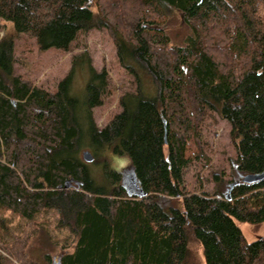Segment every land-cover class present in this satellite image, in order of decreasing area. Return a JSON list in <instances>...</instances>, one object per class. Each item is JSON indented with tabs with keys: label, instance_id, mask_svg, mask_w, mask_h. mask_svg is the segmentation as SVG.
<instances>
[{
	"label": "trees",
	"instance_id": "obj_1",
	"mask_svg": "<svg viewBox=\"0 0 264 264\" xmlns=\"http://www.w3.org/2000/svg\"><path fill=\"white\" fill-rule=\"evenodd\" d=\"M171 10L192 31L184 46L158 28ZM0 19L40 50L63 53L80 32L104 28L136 83L98 129L91 110L106 89L104 72L80 57L91 75L88 136L70 77L48 92L14 76L13 38H1L0 209L30 222L55 211L58 227L74 235L60 264H195L190 240L205 264H264V237L247 243L235 223H264V179L238 184L226 200L223 191L187 190L182 178L206 157L202 127L212 113L230 124L235 174L264 172V0H0ZM87 137L94 164L126 155L147 196L128 198L108 159L111 189L96 187L79 158ZM69 179L79 185L57 189ZM25 241L2 251L27 264Z\"/></svg>",
	"mask_w": 264,
	"mask_h": 264
},
{
	"label": "rangeland",
	"instance_id": "obj_2",
	"mask_svg": "<svg viewBox=\"0 0 264 264\" xmlns=\"http://www.w3.org/2000/svg\"><path fill=\"white\" fill-rule=\"evenodd\" d=\"M158 28L168 36L172 46L186 45V39L192 35L181 14L172 10L167 12ZM5 36L13 38L14 76L30 80L36 87L48 92H55L59 84L70 77L69 93L76 100V116L85 135L89 136L86 86L91 81V75L87 73V64H83L81 56H84L95 72H104L106 89L99 98L100 105L91 110L92 119L98 129H103L112 117L122 111L118 104L119 98L125 93L135 91L134 77L120 65L116 47L104 28L80 32L66 53L56 49L40 50L35 39L16 34L10 22L0 19V39ZM202 128V136L208 145L206 157L193 160L183 170L184 187L190 191L198 190L208 194H214L218 190L226 195L230 185L239 180L233 168L236 151L230 138V124L212 113L206 118ZM88 144L87 137L79 152L80 159L82 152L91 151ZM107 159L108 167L115 173L119 167L125 169L129 166L125 155L116 156L110 153L104 155L101 164L86 163L94 185L104 190L111 189L104 173V162ZM58 221L55 211L42 212L30 222L10 211L0 209V255L6 258L2 264H24L2 251V248L16 250L24 239L26 241L23 253L27 264H52L53 261L56 262L58 254L71 251L74 235L68 228H59ZM235 223L247 243L264 237V223ZM189 249L195 264H205L198 244L190 240Z\"/></svg>",
	"mask_w": 264,
	"mask_h": 264
},
{
	"label": "water",
	"instance_id": "obj_3",
	"mask_svg": "<svg viewBox=\"0 0 264 264\" xmlns=\"http://www.w3.org/2000/svg\"><path fill=\"white\" fill-rule=\"evenodd\" d=\"M164 128L166 127V122L163 121ZM166 143V141H165ZM81 158L85 163L93 162V155L89 151H84L81 154ZM126 160H128L129 166L125 169L119 167L117 174L121 175L119 178V186L125 191L128 198L137 197L143 198L147 196V194L140 187L139 181L136 176L135 167L133 166L131 160L125 155ZM264 179V172L258 174H247L240 175L239 180L230 185L229 190L225 195L226 200L231 199V191L232 189L240 183L243 184H254ZM73 185L78 186L79 182L74 181L73 179H69L64 182L63 185H59L57 189H70ZM137 189V190H136ZM57 264H60V259L58 258Z\"/></svg>",
	"mask_w": 264,
	"mask_h": 264
},
{
	"label": "flooded vegetation",
	"instance_id": "obj_4",
	"mask_svg": "<svg viewBox=\"0 0 264 264\" xmlns=\"http://www.w3.org/2000/svg\"><path fill=\"white\" fill-rule=\"evenodd\" d=\"M58 256H56V262L55 261H53V263L52 264H57V260H58Z\"/></svg>",
	"mask_w": 264,
	"mask_h": 264
}]
</instances>
